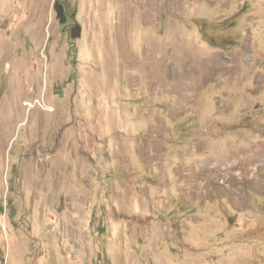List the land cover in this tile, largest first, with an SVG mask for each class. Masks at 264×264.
I'll return each instance as SVG.
<instances>
[{"label": "rangeland", "instance_id": "obj_1", "mask_svg": "<svg viewBox=\"0 0 264 264\" xmlns=\"http://www.w3.org/2000/svg\"><path fill=\"white\" fill-rule=\"evenodd\" d=\"M0 0V264H264V0Z\"/></svg>", "mask_w": 264, "mask_h": 264}, {"label": "water", "instance_id": "obj_2", "mask_svg": "<svg viewBox=\"0 0 264 264\" xmlns=\"http://www.w3.org/2000/svg\"><path fill=\"white\" fill-rule=\"evenodd\" d=\"M53 8L56 12V15H57V18L59 19V21L61 23H64L65 22V16H64V13L62 10V6L58 3V0H55ZM80 36H81V26L79 24H76L75 26H73L70 29V37L72 39H77Z\"/></svg>", "mask_w": 264, "mask_h": 264}, {"label": "flooded vegetation", "instance_id": "obj_3", "mask_svg": "<svg viewBox=\"0 0 264 264\" xmlns=\"http://www.w3.org/2000/svg\"><path fill=\"white\" fill-rule=\"evenodd\" d=\"M58 3L62 6V10H63V13H64V16H65V22L63 23L65 25V28L66 29H69V32H70V29L73 27H70L71 24H67V20H69L71 17H69L67 15V4H66V1L65 0H58ZM75 26V25H74Z\"/></svg>", "mask_w": 264, "mask_h": 264}]
</instances>
